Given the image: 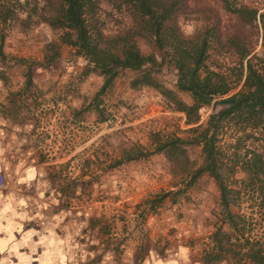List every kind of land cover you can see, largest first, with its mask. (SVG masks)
<instances>
[{"label": "rangeland", "instance_id": "obj_1", "mask_svg": "<svg viewBox=\"0 0 264 264\" xmlns=\"http://www.w3.org/2000/svg\"><path fill=\"white\" fill-rule=\"evenodd\" d=\"M4 1L0 0V3ZM19 1L29 4L20 12L22 19H26L27 13H33L34 7L36 12L27 28L21 23L0 24V37L5 36L8 54L42 62L47 45L58 41L59 37L42 21L41 15L53 13L60 0ZM186 2L187 8L179 14L176 23L186 37L194 36L199 29L209 31L210 54L220 63L222 70L233 68L238 62L236 52L229 44L233 35H240L246 39L245 43L253 41V55L264 56L263 31L242 26L223 1ZM228 4L233 9L247 6L264 13V0H228ZM88 17L106 36L124 34L134 25L127 0H100L97 12ZM137 42L144 54L152 53L149 40L138 38ZM73 53L72 48L63 46L60 60L51 68L35 70L34 86L30 91L21 93L26 83V69L20 66L7 70V84L0 82V105L2 101H11L20 116L19 121L24 123L26 119L29 123L26 146L30 145L41 153L50 167L55 166L56 174L62 183L73 188V193L82 188L87 202L85 206L91 217L97 220L94 226L100 230L94 234L95 245L107 246L108 255L121 258L134 253L138 257L135 259L137 263L140 256L151 250L161 253V249L166 252L186 245L197 253L204 252L219 226L229 231L228 224L222 222L223 216H219L222 213L220 192L211 177L203 175L179 203L172 204L170 198L161 202L159 199L162 192L175 191L174 185L178 183L165 156L154 155L117 167L113 165L125 150L135 145L152 150L151 136L154 133L186 137L182 131L206 124L221 107L204 106L187 116L155 90L133 88V73L123 72L100 97L104 101L101 114L90 110L77 115L84 103L94 101L104 80L98 75L82 77L86 62ZM156 78L166 88L178 93L173 66L166 64L161 72H157ZM242 88L243 83L233 94ZM178 96L185 103L192 104L190 95L179 93ZM189 156L194 169L203 166L201 147H190ZM244 177L243 174L237 176L239 180ZM251 195V192L244 193L232 211L249 220L245 228H240L246 237L264 244V214ZM152 203L156 209L152 208ZM89 236L91 238V233ZM232 241L234 245L224 244V261L246 264L233 253L238 249L234 248L235 245L244 243L243 237L235 233ZM102 252L101 249L100 254Z\"/></svg>", "mask_w": 264, "mask_h": 264}, {"label": "trees", "instance_id": "obj_2", "mask_svg": "<svg viewBox=\"0 0 264 264\" xmlns=\"http://www.w3.org/2000/svg\"><path fill=\"white\" fill-rule=\"evenodd\" d=\"M217 1H223L242 26L261 29L264 40V13L247 6L233 9L228 0ZM99 4L100 0H60L53 13L41 15L42 21L59 37L58 41L47 45L42 62L8 54L2 34L0 82L7 84V70L20 66L26 69V83L21 93L30 91L34 86L35 70L51 68L60 60L61 49L66 46L74 50L75 57L85 60L82 77L98 75L104 80L94 101L87 105L84 103V108L77 111V115L90 110L101 114L104 101L100 97L123 72L133 73V88L155 90L187 116L204 106H220L221 109L211 115L206 124L182 131L186 137L154 133L151 136L152 150L135 145L125 150L113 166L154 155L165 156L178 183L174 185L175 191H164L159 199L161 202L170 198L172 204L179 203L203 175H208L219 189L222 206L219 216H223L222 222L228 224L229 231L220 226L216 229L212 236L214 249L207 256L206 263L223 262L224 244L234 245L232 236L239 233L244 243L235 245L234 248L238 249L233 253L240 256V262L264 264L263 242L246 237L240 228H245L249 220L232 211L244 193L251 192L250 197L264 214V56L253 55V41L245 43L246 39L236 34L229 39V44L235 50L238 62L233 68L222 70L220 63L211 57L209 31L199 29L194 36L186 37L176 23L179 14L187 8L186 0H127L134 25L126 33L114 36L104 35L88 17L97 12ZM26 5L29 4H21L19 0L0 3V24L21 23L25 28L36 12L34 7V12L27 13L26 19H22L20 12ZM138 38L149 40L152 53L141 51ZM166 64L176 71L178 93L166 88L156 78L157 72H161ZM242 83V90L233 94ZM179 93L190 95L192 104L182 101ZM190 147L202 148L204 164L199 169L193 167ZM239 174L245 177L239 180ZM152 208H157L155 203H152Z\"/></svg>", "mask_w": 264, "mask_h": 264}, {"label": "crops", "instance_id": "obj_3", "mask_svg": "<svg viewBox=\"0 0 264 264\" xmlns=\"http://www.w3.org/2000/svg\"><path fill=\"white\" fill-rule=\"evenodd\" d=\"M10 102L0 105V165L7 182L0 192V264H207L213 240L204 252L186 245L161 253L151 250L137 263L134 253L120 258L108 255L107 246L95 245L94 234L100 230L82 188L73 193L57 168L26 146L29 123L19 121Z\"/></svg>", "mask_w": 264, "mask_h": 264}, {"label": "built area", "instance_id": "obj_4", "mask_svg": "<svg viewBox=\"0 0 264 264\" xmlns=\"http://www.w3.org/2000/svg\"><path fill=\"white\" fill-rule=\"evenodd\" d=\"M7 187V182H6V178L4 175V172L2 170V167L0 165V192L4 191Z\"/></svg>", "mask_w": 264, "mask_h": 264}]
</instances>
